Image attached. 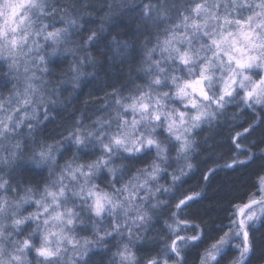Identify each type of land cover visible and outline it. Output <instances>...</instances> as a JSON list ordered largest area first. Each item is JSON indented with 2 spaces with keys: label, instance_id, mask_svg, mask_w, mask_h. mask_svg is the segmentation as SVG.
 <instances>
[{
  "label": "snow or ice",
  "instance_id": "obj_1",
  "mask_svg": "<svg viewBox=\"0 0 264 264\" xmlns=\"http://www.w3.org/2000/svg\"><path fill=\"white\" fill-rule=\"evenodd\" d=\"M0 264H264V0H0Z\"/></svg>",
  "mask_w": 264,
  "mask_h": 264
},
{
  "label": "trees",
  "instance_id": "obj_2",
  "mask_svg": "<svg viewBox=\"0 0 264 264\" xmlns=\"http://www.w3.org/2000/svg\"><path fill=\"white\" fill-rule=\"evenodd\" d=\"M163 183V181H161ZM227 208V204L225 203L221 209H218L220 215L223 217L225 215L224 209Z\"/></svg>",
  "mask_w": 264,
  "mask_h": 264
}]
</instances>
